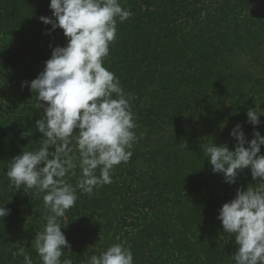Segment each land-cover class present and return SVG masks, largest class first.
Masks as SVG:
<instances>
[{
	"label": "trees",
	"instance_id": "trees-1",
	"mask_svg": "<svg viewBox=\"0 0 264 264\" xmlns=\"http://www.w3.org/2000/svg\"><path fill=\"white\" fill-rule=\"evenodd\" d=\"M50 2L0 0V207L10 209L0 218V264H24L20 249L42 264L32 242L46 224L44 193L16 190L7 170L43 139L35 128L43 115L34 108L37 94L22 82L37 78L53 48L68 43L63 29L49 35L51 25L40 20L55 19ZM120 3L132 15L117 18L104 66L133 97L137 140L130 160L112 170V183L91 195L76 189L75 205L59 218L68 223L61 230L71 245L61 261L88 264L92 255L121 243L130 246L134 264H235L238 245L217 219L219 210L238 188L264 182L245 169L235 184L226 183L201 145L210 139L234 151L230 133L237 124L251 141L250 108L261 115L255 129L264 135V75L253 71L264 64V0ZM242 58L249 67H240ZM29 130L32 135L22 139ZM73 171L65 179L76 187L81 170Z\"/></svg>",
	"mask_w": 264,
	"mask_h": 264
},
{
	"label": "clouds",
	"instance_id": "clouds-1",
	"mask_svg": "<svg viewBox=\"0 0 264 264\" xmlns=\"http://www.w3.org/2000/svg\"><path fill=\"white\" fill-rule=\"evenodd\" d=\"M49 7L55 19L40 17L51 25L47 34L63 29L68 43L53 48L37 78L22 82V87L29 86L37 94L34 108L43 115L35 128L43 139L38 150L23 151L10 161L7 177L16 190L35 188L37 194L44 193L46 224L32 242L42 264H73L68 258L61 261L63 250L71 245L61 230L68 223L62 224L59 218L75 205L77 188L91 195L97 186L112 183V170L130 160V149L137 140L130 104L133 97L104 66L109 46L117 37V18L124 22L132 12L120 0H51ZM260 116L256 108L247 112V122L254 126L251 141L243 126L235 125L230 133L237 140L234 151L210 139L202 143L213 173H222L226 183L235 184L245 169L251 170L253 180L264 182V155H259L264 135L255 129L261 124ZM31 135V130L22 132L21 138ZM75 152L79 153L78 165ZM77 166L81 176L73 187L65 178L75 175ZM9 214L5 205L0 207V218ZM217 219L226 233L235 236V264H264V187L238 188ZM19 254L24 264H33L23 249ZM88 264H134V257L130 246L118 243L99 256L92 255Z\"/></svg>",
	"mask_w": 264,
	"mask_h": 264
},
{
	"label": "rangeland",
	"instance_id": "rangeland-1",
	"mask_svg": "<svg viewBox=\"0 0 264 264\" xmlns=\"http://www.w3.org/2000/svg\"><path fill=\"white\" fill-rule=\"evenodd\" d=\"M250 64L251 63L248 59H244V58L240 59L239 65L241 68L249 67ZM253 71L264 75V64L257 66L256 68H253ZM90 243L88 245H90Z\"/></svg>",
	"mask_w": 264,
	"mask_h": 264
}]
</instances>
